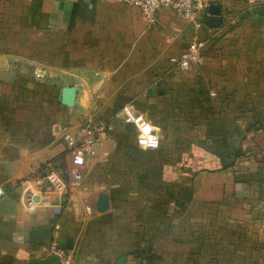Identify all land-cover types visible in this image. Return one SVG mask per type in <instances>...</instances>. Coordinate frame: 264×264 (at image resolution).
<instances>
[{
  "label": "crops",
  "instance_id": "obj_1",
  "mask_svg": "<svg viewBox=\"0 0 264 264\" xmlns=\"http://www.w3.org/2000/svg\"><path fill=\"white\" fill-rule=\"evenodd\" d=\"M211 5L218 29L131 0H0V264L52 244L73 264H264V12ZM197 39L200 62L179 69ZM125 105L159 128L158 150L116 128ZM102 123L116 127L80 187L25 213L21 181L68 164L64 132ZM115 138L125 162L106 157Z\"/></svg>",
  "mask_w": 264,
  "mask_h": 264
},
{
  "label": "built area",
  "instance_id": "obj_2",
  "mask_svg": "<svg viewBox=\"0 0 264 264\" xmlns=\"http://www.w3.org/2000/svg\"><path fill=\"white\" fill-rule=\"evenodd\" d=\"M139 9L140 13L152 19L154 13L160 9H169L183 19L192 22H199L207 15L212 0H131ZM255 8H260L264 12V0H249ZM206 43L197 39L189 43L188 47L177 57L172 58L171 62L181 70H187L192 65L198 64L204 54ZM45 74L42 71L40 76ZM124 125L135 130L136 145L142 148L139 140L141 138L140 129L150 122L144 115L134 111L131 105H125L120 114ZM151 124V123H150ZM113 126L107 123L98 125L100 133L113 131ZM90 126L85 125L80 129V133L74 134L70 131L64 132L62 141L68 156V164L59 161L49 160L38 168L32 177L21 181L22 195L21 208L25 213H33L37 209L46 208L51 205V199L55 196H64L76 191L84 176V171L90 160L96 156L100 141L90 134ZM152 135L159 134L153 132ZM160 137L158 147H148L144 150L156 151L160 148ZM3 194L0 189V196ZM49 257H58L59 264H73V256L70 253H63L56 244L50 245L46 250Z\"/></svg>",
  "mask_w": 264,
  "mask_h": 264
},
{
  "label": "water",
  "instance_id": "obj_3",
  "mask_svg": "<svg viewBox=\"0 0 264 264\" xmlns=\"http://www.w3.org/2000/svg\"><path fill=\"white\" fill-rule=\"evenodd\" d=\"M219 7L210 5L207 15L202 19L201 23L208 29H218L220 27ZM108 197L104 194L98 195V202L96 205L97 211L103 212L108 208ZM124 259L121 258L117 264H123ZM28 264H59V259L56 256H50L47 260L30 259Z\"/></svg>",
  "mask_w": 264,
  "mask_h": 264
},
{
  "label": "rangeland",
  "instance_id": "obj_4",
  "mask_svg": "<svg viewBox=\"0 0 264 264\" xmlns=\"http://www.w3.org/2000/svg\"><path fill=\"white\" fill-rule=\"evenodd\" d=\"M113 126V128H115L114 127V125H112ZM116 128H118V129H121V130H123V132L125 133V135L127 134V133H131V131H133L130 127H128V126H126V125H124V124H120L119 125V127H116ZM90 134H93V136L96 138V136H97V138H98V140L100 141L101 139L99 138V137H101L102 138V133H100L99 132V130H98V127H94V126H90ZM124 135V136H125ZM115 141L116 142H112V146H109V145H106L105 146V148H104V151H105V153H107L108 152V154H106V157H107V159L109 160V163L111 162V160H112V158H114V159H119L118 161H123V162H125V161H127L128 160V153H129V151H128V147H129V143L126 141V138H121L120 139V141H119V139L118 138H115ZM102 140L100 141V145L98 146V148H101V145H102ZM104 143V142H103ZM105 144H106V142H105ZM119 148H121V149H123L122 150V152L118 155V154H116L117 153V150L119 149ZM131 148V147H130ZM113 150H114V152H113ZM130 150V149H129ZM110 153H113L112 155L110 154ZM113 156V157H112ZM117 156V157H116ZM52 160H55V161H59V160H57V159H52ZM49 161V160H48ZM96 161V157H94L93 159H91L90 160V162H89V164L90 163H94ZM47 162V161H46ZM85 172H86V170H85ZM98 178H100V177H98ZM101 188V187H100ZM106 189V188H105ZM92 190H94V187L92 188ZM96 191V189L94 190V192Z\"/></svg>",
  "mask_w": 264,
  "mask_h": 264
},
{
  "label": "clouds",
  "instance_id": "obj_5",
  "mask_svg": "<svg viewBox=\"0 0 264 264\" xmlns=\"http://www.w3.org/2000/svg\"><path fill=\"white\" fill-rule=\"evenodd\" d=\"M159 128L153 126L152 124H145L141 129V138L139 143L142 148L147 149L149 146L152 148L158 147L159 137L158 135H152L153 132L159 133Z\"/></svg>",
  "mask_w": 264,
  "mask_h": 264
}]
</instances>
